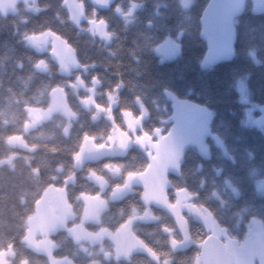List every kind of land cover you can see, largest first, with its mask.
<instances>
[{"label": "trees", "instance_id": "1", "mask_svg": "<svg viewBox=\"0 0 264 264\" xmlns=\"http://www.w3.org/2000/svg\"><path fill=\"white\" fill-rule=\"evenodd\" d=\"M81 1L86 20L80 26L72 22L64 0H38L37 12L27 10L23 2L14 13L0 11V159L15 155L0 165V257H7L8 264H49L45 254L24 241L28 220L40 201L54 192H64L78 221L84 208L80 195L101 191L86 177L90 171L106 179L108 187L103 194H107L122 185L128 174L148 167L147 154L136 144L125 154L76 166L85 139L108 145L113 128L109 119H93L95 109L83 107L72 91L69 85L78 73L87 84L98 80L95 101L99 106L108 107L109 96L115 95L112 120L120 126H124V111L140 114V101L147 112L142 130L148 134L157 128L166 133L172 125L173 107L167 91L209 108L213 112L210 128L222 138L228 154L212 140L208 157L194 148L183 151L179 172L168 173L169 196L174 197L175 189L191 192L194 202L227 229L230 239H241L253 218L264 226V191L257 188V180L264 177V130L246 121L247 103L237 88L245 79L250 102L264 107V11L254 12L247 0L235 20L234 58L205 68L208 41L201 35V17L209 0H193L189 9H184L180 0H113L107 7ZM133 3L136 8L127 15ZM88 20H103L110 40L92 34ZM44 30L71 45L81 67L62 74L51 47L38 51L27 43L28 35ZM168 36L179 38L180 49L174 58L161 61L155 46ZM43 61L46 68L40 70L37 65ZM57 86L65 87L69 106L76 113L69 132L64 130L67 119L61 114L25 132L28 108L47 107ZM20 134L30 149L8 143L10 136ZM107 163L117 165L121 173L111 175ZM142 198L143 187L134 185L120 199L108 201L100 223L88 227L117 230L134 210L144 209ZM153 210L158 219L136 221L133 230L156 259L134 251L127 259L105 260L101 249L112 251L110 240L93 245L85 241L91 253L83 251L65 229L51 234L53 254L68 256L77 264L96 259L105 264H196L201 243L209 234L204 225L186 215L194 244L174 249L165 228L180 239L175 219L160 206L153 205Z\"/></svg>", "mask_w": 264, "mask_h": 264}, {"label": "rangeland", "instance_id": "2", "mask_svg": "<svg viewBox=\"0 0 264 264\" xmlns=\"http://www.w3.org/2000/svg\"><path fill=\"white\" fill-rule=\"evenodd\" d=\"M92 1L99 7H107L113 0ZM21 2L31 12L39 10L38 0H0V11L3 14L14 13ZM180 2L184 9H189L193 0H180ZM64 5L69 11L72 22L76 25L80 26L86 20L81 0H64ZM250 6L254 12H262L264 11V0H251ZM134 8H136L135 3L127 15L132 14ZM88 23V30L92 34L100 36L106 41L110 40L107 25L103 20H88ZM26 41L38 51L51 47V52L58 62L59 72L62 74H71L74 69L81 67L76 59L74 48L50 30L30 34ZM179 49V38L171 36L166 37L155 46V52L161 61L174 58ZM37 67L40 70H45L46 62L39 63ZM69 86L83 107L95 109L93 119L104 117L113 122L112 132L106 143L115 151V154H125L131 144H136L147 154L149 164L143 171L128 174L122 185L113 187L107 194H103L106 193L108 187L106 179L96 172L90 171L86 177L99 185L101 191L96 194L83 193L80 195L84 208L78 221H75V212L66 199L64 201L58 196L54 200L55 202L48 207L45 205L46 198L40 201L35 213L28 220V228L24 237L28 246L45 254L49 259V264H77L68 256L55 257L53 254L54 243L51 234L57 230L65 229L83 251L91 253V249L84 244L85 241L93 245L102 244L105 239L110 240L113 243L112 251L101 249L105 260L127 259L134 251L146 252L156 259L157 256L154 252L136 236L133 225L136 221L157 220L158 217L153 210V205H157L173 216L180 231L181 238L177 239L171 234L170 229L165 228V231L171 235L170 240L174 249L194 244L187 229L186 215H191L204 225L209 234L218 236L226 243L234 256L233 264H264V226L261 221L255 218L251 219L247 223L246 233L241 239H230L227 236V229L221 226L206 208L194 202L191 192L186 189H175L174 197L169 196L168 173L179 172L183 151L194 148L202 156L208 157L210 154L209 140H212L225 154H228L222 138L213 133L210 128L213 112L209 108L182 100L172 91H167V97L173 107L172 125L166 133H162L161 129L157 128L154 133L148 134L142 130L147 112L140 101L138 102L141 106L140 114L135 116L129 111H124V126H120L112 120V110L117 104L114 94L109 96L108 107H102L96 103L95 94L98 86L96 78L91 81V84H87L78 73ZM237 88L241 100L247 103L245 106L246 121L264 130V107L250 102L245 79L238 82ZM82 91L85 94H81ZM28 113L29 117L24 126L25 132L35 128L43 121L49 120L54 114H61L67 119L64 130L68 133L72 122L76 119V113L69 106L67 91L63 86H57L52 90L50 103L47 107H29ZM7 141L11 146L17 145L30 149L21 134L10 136ZM14 156L12 154L0 159V165L12 161ZM105 168L113 176H118L121 173L120 168L111 163H107ZM134 185L143 187L144 209L142 211L134 210L131 217L117 230L103 227L93 230L88 227L89 223H100L101 214L107 208L108 201L120 199L131 192ZM229 185L231 184L229 183ZM257 188L264 191V177L257 180ZM70 221L72 223H69ZM7 262V257H0V264H8ZM89 264L105 263L96 259ZM196 264H201L200 257L197 258Z\"/></svg>", "mask_w": 264, "mask_h": 264}, {"label": "water", "instance_id": "3", "mask_svg": "<svg viewBox=\"0 0 264 264\" xmlns=\"http://www.w3.org/2000/svg\"><path fill=\"white\" fill-rule=\"evenodd\" d=\"M247 0H209L201 17V35L207 38L208 50L203 62L209 68L220 60L231 61L235 55L236 17L244 10ZM115 151L106 145H97L85 139L75 160L77 167L96 163ZM201 264H233L234 256L225 242L209 234L200 246Z\"/></svg>", "mask_w": 264, "mask_h": 264}, {"label": "crops", "instance_id": "4", "mask_svg": "<svg viewBox=\"0 0 264 264\" xmlns=\"http://www.w3.org/2000/svg\"><path fill=\"white\" fill-rule=\"evenodd\" d=\"M58 196L61 197V199H63L64 201H65V199L67 200L64 192H62V191L54 192L53 194H50L47 197H45L46 199L44 198L45 199V205L48 207V205L54 203L55 202L54 200H56L58 198Z\"/></svg>", "mask_w": 264, "mask_h": 264}]
</instances>
